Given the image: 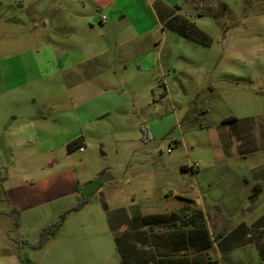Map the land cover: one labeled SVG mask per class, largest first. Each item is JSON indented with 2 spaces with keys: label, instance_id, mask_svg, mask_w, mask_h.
Returning a JSON list of instances; mask_svg holds the SVG:
<instances>
[{
  "label": "rangeland",
  "instance_id": "1",
  "mask_svg": "<svg viewBox=\"0 0 264 264\" xmlns=\"http://www.w3.org/2000/svg\"><path fill=\"white\" fill-rule=\"evenodd\" d=\"M62 1L0 0V264H125L157 252L136 216L174 209L179 196L195 201L186 212L203 209L216 239L257 219L248 229L264 241V0H185L183 11L174 9L210 44L173 33L153 91L139 80L121 92L125 124L107 126L85 152L9 134L23 126L10 112L48 102L46 90L59 89L29 60ZM170 11L162 7L164 17ZM230 116L239 120L224 123ZM78 179L91 181L88 197L42 195Z\"/></svg>",
  "mask_w": 264,
  "mask_h": 264
},
{
  "label": "crops",
  "instance_id": "2",
  "mask_svg": "<svg viewBox=\"0 0 264 264\" xmlns=\"http://www.w3.org/2000/svg\"><path fill=\"white\" fill-rule=\"evenodd\" d=\"M185 3V0H63L58 17L52 22L44 20L41 39L36 40L37 52L29 60L32 64L36 62L41 77L48 83L56 82L59 89L46 90L48 102L27 107L26 111L10 112L17 124H23L19 131H9L10 136L29 137L35 133L49 143L64 145L78 140L79 146L73 149L85 152L94 136L103 139L107 126L119 129L125 124L126 102L122 93L137 89L139 80L146 81L143 89L153 91L156 70L164 65V50L175 40L173 33L181 35L165 26L162 7L183 11ZM61 95L65 96L63 101L58 100ZM73 172L76 179L78 174ZM90 183L87 179L83 183L79 179L74 184L58 183L52 185V192L46 186L42 195L88 197ZM33 196L38 199L36 193ZM189 199L179 196L180 203L174 209L137 215V227L143 238H152L145 215L177 210ZM106 214L107 210L101 217ZM254 222L243 220L237 225L249 228ZM242 236L245 240L232 249L222 250L215 245L219 264H264L251 231L248 229ZM125 264H159V257L156 251L146 256L138 252Z\"/></svg>",
  "mask_w": 264,
  "mask_h": 264
},
{
  "label": "trees",
  "instance_id": "3",
  "mask_svg": "<svg viewBox=\"0 0 264 264\" xmlns=\"http://www.w3.org/2000/svg\"><path fill=\"white\" fill-rule=\"evenodd\" d=\"M162 18L166 27L200 44H210V35L187 16L176 14L171 10L168 17L163 16ZM238 120V117L230 116L224 120V123ZM77 146H79V141L75 140L68 144V149L72 150ZM260 191L259 185H256L252 197L256 198ZM189 200L190 203H195L193 199ZM82 205L83 203H79L77 208ZM144 221L150 226L164 224L172 228L167 233H157L153 229L151 231L152 240L157 248L159 264H219L220 259L214 253L216 241L219 242L222 250L232 249L244 241L237 239H241L248 230L245 224H240L232 230V233L226 235L220 233L216 239L209 228L202 208H194L191 214L183 207L170 213L148 214L144 216ZM49 229L50 227L44 228L43 235ZM255 240L264 258V241L258 238Z\"/></svg>",
  "mask_w": 264,
  "mask_h": 264
},
{
  "label": "built area",
  "instance_id": "4",
  "mask_svg": "<svg viewBox=\"0 0 264 264\" xmlns=\"http://www.w3.org/2000/svg\"><path fill=\"white\" fill-rule=\"evenodd\" d=\"M105 18V17H104Z\"/></svg>",
  "mask_w": 264,
  "mask_h": 264
}]
</instances>
